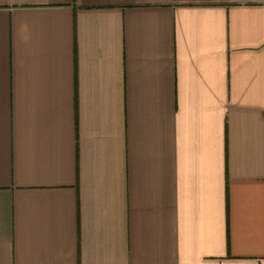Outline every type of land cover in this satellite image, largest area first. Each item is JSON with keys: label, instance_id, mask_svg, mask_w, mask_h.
Instances as JSON below:
<instances>
[{"label": "crops", "instance_id": "1", "mask_svg": "<svg viewBox=\"0 0 264 264\" xmlns=\"http://www.w3.org/2000/svg\"><path fill=\"white\" fill-rule=\"evenodd\" d=\"M0 264H264V0H0Z\"/></svg>", "mask_w": 264, "mask_h": 264}]
</instances>
